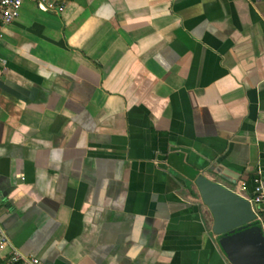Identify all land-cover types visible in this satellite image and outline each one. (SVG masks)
<instances>
[{
	"label": "crops",
	"instance_id": "1",
	"mask_svg": "<svg viewBox=\"0 0 264 264\" xmlns=\"http://www.w3.org/2000/svg\"><path fill=\"white\" fill-rule=\"evenodd\" d=\"M58 1L0 26V263L231 264L194 179L264 187V0Z\"/></svg>",
	"mask_w": 264,
	"mask_h": 264
},
{
	"label": "water",
	"instance_id": "2",
	"mask_svg": "<svg viewBox=\"0 0 264 264\" xmlns=\"http://www.w3.org/2000/svg\"><path fill=\"white\" fill-rule=\"evenodd\" d=\"M227 175L234 182L232 173ZM194 184L202 203L212 215V232L231 264H264V233L254 221L249 200L225 185L198 175ZM1 264V263H0Z\"/></svg>",
	"mask_w": 264,
	"mask_h": 264
},
{
	"label": "built area",
	"instance_id": "3",
	"mask_svg": "<svg viewBox=\"0 0 264 264\" xmlns=\"http://www.w3.org/2000/svg\"><path fill=\"white\" fill-rule=\"evenodd\" d=\"M24 2H33L42 11L61 12L63 3L58 0H0V26L11 23L20 12V8ZM2 33L0 32V39ZM6 68L5 61L0 57V75ZM253 186L250 196L245 197L249 200L254 213V221L261 226L264 225V187L259 175L253 176ZM241 190L246 189L244 182L239 184ZM6 239L0 233V249L5 248ZM5 264H40L38 257L34 255H26L17 249L9 252V256Z\"/></svg>",
	"mask_w": 264,
	"mask_h": 264
},
{
	"label": "rangeland",
	"instance_id": "4",
	"mask_svg": "<svg viewBox=\"0 0 264 264\" xmlns=\"http://www.w3.org/2000/svg\"><path fill=\"white\" fill-rule=\"evenodd\" d=\"M231 189H232V190H235V185H232Z\"/></svg>",
	"mask_w": 264,
	"mask_h": 264
}]
</instances>
